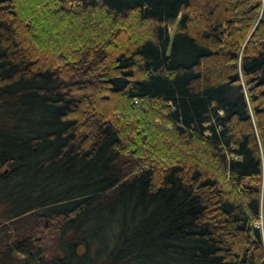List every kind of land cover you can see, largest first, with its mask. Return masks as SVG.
Listing matches in <instances>:
<instances>
[{"label":"trees","instance_id":"1","mask_svg":"<svg viewBox=\"0 0 264 264\" xmlns=\"http://www.w3.org/2000/svg\"><path fill=\"white\" fill-rule=\"evenodd\" d=\"M0 170V264H264V0H0Z\"/></svg>","mask_w":264,"mask_h":264},{"label":"rangeland","instance_id":"2","mask_svg":"<svg viewBox=\"0 0 264 264\" xmlns=\"http://www.w3.org/2000/svg\"><path fill=\"white\" fill-rule=\"evenodd\" d=\"M180 15H178V17H179ZM168 31V36L170 37L171 36V34H172V30H167ZM240 53V52H239ZM206 134V133H205ZM204 134V135H205ZM143 168H145V166H143ZM5 172L3 171V170H0V174H1V176L4 174ZM1 224L2 225H8L9 224V222L8 221H6V222H4V223H1L0 222V226H1ZM10 231V230H9ZM38 240L40 239V241L38 242V246L40 247V248H44L45 249V251L44 252H40L41 253V255H39L37 258L38 259H40L41 258V263L42 264H51V263H53V262H56V261H60L61 260V257H59L58 259L55 257V253H59V251H52V249H55L56 248V246H54V244L52 243V240L50 239V237H47V238H41V236H37L36 237ZM43 239V240H42ZM48 249H50V250H48ZM48 250V251H47ZM16 254V256H17V258L18 259H23V258H25V256L24 255H22L21 253H18L17 251L16 252H14V255ZM60 254H62L61 252H60ZM13 256V255H12Z\"/></svg>","mask_w":264,"mask_h":264},{"label":"water","instance_id":"3","mask_svg":"<svg viewBox=\"0 0 264 264\" xmlns=\"http://www.w3.org/2000/svg\"><path fill=\"white\" fill-rule=\"evenodd\" d=\"M0 177H1V174H0ZM55 257L58 259L60 256L58 254H55Z\"/></svg>","mask_w":264,"mask_h":264},{"label":"bare ground","instance_id":"4","mask_svg":"<svg viewBox=\"0 0 264 264\" xmlns=\"http://www.w3.org/2000/svg\"><path fill=\"white\" fill-rule=\"evenodd\" d=\"M4 171H6V170H4ZM55 254H58L60 257L62 256L60 253H55Z\"/></svg>","mask_w":264,"mask_h":264}]
</instances>
